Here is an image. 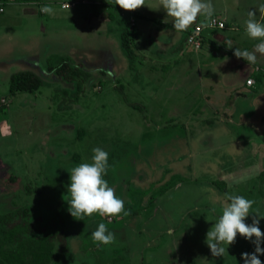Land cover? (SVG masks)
Wrapping results in <instances>:
<instances>
[{
  "label": "rangeland",
  "instance_id": "rangeland-1",
  "mask_svg": "<svg viewBox=\"0 0 264 264\" xmlns=\"http://www.w3.org/2000/svg\"><path fill=\"white\" fill-rule=\"evenodd\" d=\"M66 1L0 0V216L26 206L38 227L64 230L73 264H244L242 254L255 250L252 241L238 234L224 256L214 257L206 233L226 194L254 200L250 211L264 215V67L255 88L247 87L259 60L249 65L232 55L207 70L213 82L204 71L211 62L200 60L207 51L202 45L183 49L175 61L195 59L188 75L165 73L154 56L136 60L127 72L118 20L132 27L128 12L114 0L64 10ZM43 5L53 14L41 13ZM114 10L115 21L97 18ZM135 14L136 22L145 15ZM164 15L147 16L170 25L173 18ZM143 37H136L137 50L148 54L154 49ZM64 59L90 75L77 101L66 100L75 83L48 71ZM20 71L39 75L41 88L11 94L10 76ZM96 147L109 155L104 178L129 215L77 220L68 211L70 172L91 163ZM100 223L115 243L90 238ZM259 227L264 232V219ZM259 259L264 264V255Z\"/></svg>",
  "mask_w": 264,
  "mask_h": 264
},
{
  "label": "clouds",
  "instance_id": "clouds-1",
  "mask_svg": "<svg viewBox=\"0 0 264 264\" xmlns=\"http://www.w3.org/2000/svg\"><path fill=\"white\" fill-rule=\"evenodd\" d=\"M114 3L126 11H135L146 5L145 0H114ZM159 3L167 13V17L173 18V27L177 32L186 31L201 15L205 20L204 27L216 24V20L213 19L212 0H159ZM39 11L52 15L54 9L51 5H43ZM257 11L264 18V3H261L257 10L246 13L245 32L249 38L258 39L260 42L255 45L254 51L240 48H235L234 51L238 59L243 58L249 65L256 63V53L264 55V22L257 19ZM164 22L167 23V20ZM228 48L232 49L230 41ZM108 161V153L103 148L96 147L93 149L91 163H81L71 170L68 211L75 219L83 220L84 216H92L95 213L107 217L120 216L121 213L130 214L125 211L124 201L116 196L115 189L110 187L104 178L109 168ZM254 203V200L246 199L242 195L226 194L221 215L206 233V244L214 257L224 256L228 246L236 241L239 234L255 245L254 252L242 254L244 264H262L259 256L264 255V247L261 246L264 244V232L259 225L264 215H261L258 209L254 212L250 211ZM212 211L215 212L216 209L213 208ZM250 213H255V216L252 223L247 224L245 221ZM253 237H255L254 241ZM90 238L98 245L115 243V234L110 232L104 223L99 224Z\"/></svg>",
  "mask_w": 264,
  "mask_h": 264
},
{
  "label": "trees",
  "instance_id": "trees-1",
  "mask_svg": "<svg viewBox=\"0 0 264 264\" xmlns=\"http://www.w3.org/2000/svg\"><path fill=\"white\" fill-rule=\"evenodd\" d=\"M115 6L116 4H114ZM115 10L107 15L111 21L116 20ZM118 23L120 24L121 48L129 60L130 68H133L135 61L141 58L131 34L135 26L132 28L129 21L122 19L118 20ZM164 66L168 71L169 65ZM48 71L58 75L66 83H75L74 93L71 96H66L68 102L79 99L84 90L83 84L90 77L83 66H73L67 59H64L56 67L50 66ZM42 85L43 80L36 73L20 71L10 76L9 92L11 94L34 93ZM259 180L263 187L260 194L263 199L264 170L260 173ZM215 185L225 189L223 184L215 183ZM37 222L31 217L30 210L26 206L10 210L0 216V264H73L66 232L64 230H45L38 227Z\"/></svg>",
  "mask_w": 264,
  "mask_h": 264
},
{
  "label": "crops",
  "instance_id": "crops-1",
  "mask_svg": "<svg viewBox=\"0 0 264 264\" xmlns=\"http://www.w3.org/2000/svg\"><path fill=\"white\" fill-rule=\"evenodd\" d=\"M262 2H264V0H259L258 4H261ZM212 3L214 5V15H218V18L225 22V28L224 29H213V30L204 28L202 31V36H203L202 45H204L207 51H205V53L201 56L200 60H203V61L206 60L205 63L207 61L211 62L210 67H207L206 70H204L205 76L206 77L210 76V80H212L215 75L208 74L207 70L215 69L217 65H219L223 60H226V58H228L229 56H232V55L235 56L234 55L235 48L254 51L253 47L255 48V45L260 42L258 39L249 38L245 32V28H246L245 20L247 19L246 13L251 10H257L258 9L257 2L255 4L254 0H212ZM145 4L146 5L141 7L140 9L132 11L134 16L136 15L135 13L137 11L145 14L141 18H138L136 16L137 22L135 24V30L133 31L134 32L133 34H135V36H133L134 44L137 50L136 37L144 35L143 37L144 42L147 45H149L150 48H153L154 50H150L148 54H141L137 50L138 54L141 56V58H144L145 60L152 58L154 56L151 59L153 60L152 63L159 64L160 69L164 71L165 73H168L171 71L176 72L178 70L180 71V73L185 72V75H188L189 72L191 71V68H193L192 64L194 65V63H196L195 59L192 60L191 58L190 59L188 58L186 60L184 59L183 61H181L180 59L176 63L175 61L178 58H180L181 55L184 54L183 49L191 48L187 43L186 36L188 37L189 32L193 29V27L202 23L201 21L203 22L205 21L203 15L199 16L195 24L190 26L186 31L177 32L173 27L172 19H171L172 22L170 25L164 22L151 21L148 19L147 15L152 14V13L154 15L155 14L159 15L161 19H162V16L163 18L166 19V16L164 15L166 12L160 6L159 0H145ZM64 10H69V9H64ZM258 13L259 12L257 11V19L258 20L263 19L264 21V18H262L261 15L259 16ZM107 15L104 18H99V17L97 18L103 21H110ZM140 19H143L144 21L143 25L141 26L138 25V22L140 21ZM45 29L46 27L42 25V30H45ZM150 35H152L153 37L146 41V39L149 38ZM246 39H250V40L246 41ZM229 41L231 42V48L232 47L234 48H232L231 51L227 52L224 49L225 47L228 48ZM245 44H248V45L245 47ZM221 45L223 47L220 48L219 50L218 49L211 50V46L219 48V46ZM120 46H121V42H120ZM207 47H210L209 50ZM164 49L167 51L169 50V51L166 53H163ZM163 54L165 55V57ZM256 56H257V60H259V62L256 61L257 63H259V66H256V69H255L256 74L250 75L246 78V82L248 79H253L255 81L254 83L255 85H256L257 78H263L261 71H262V67H264V55L260 53H256ZM185 63L188 64L187 68L182 67V65ZM164 65H169L168 71L165 70ZM127 66H128L127 72L129 69H130L129 71L132 72V68H130V65H127ZM155 69L156 67L154 68V70ZM181 70L183 72H181ZM194 75L193 77L195 78L197 74H194ZM186 79H189L188 76L186 77ZM212 81L217 82V78L213 79ZM254 84L251 86L246 84V86L250 88H255ZM228 90L230 91L232 90V88ZM232 91L237 92V90H232Z\"/></svg>",
  "mask_w": 264,
  "mask_h": 264
},
{
  "label": "built area",
  "instance_id": "built-area-1",
  "mask_svg": "<svg viewBox=\"0 0 264 264\" xmlns=\"http://www.w3.org/2000/svg\"><path fill=\"white\" fill-rule=\"evenodd\" d=\"M86 2H87V0H68L62 4V9L75 8L79 4H85ZM67 5H69V7ZM0 12H3L2 7H0ZM127 12L130 15L129 20L131 22V25L135 26L136 21H135V17L133 15V12L132 11H127ZM213 19L216 20V24L214 26L207 27L208 29L213 30V29H224L225 28V22L223 20L219 19L218 17H213ZM203 24L204 23H200V24L196 25L189 32V35L187 37V43L193 49H199L202 46V42H203L202 31L204 28H206L203 26ZM254 83H255V81L253 79H248L246 82V84L249 86L253 85Z\"/></svg>",
  "mask_w": 264,
  "mask_h": 264
}]
</instances>
